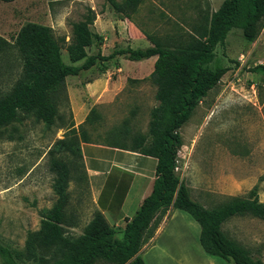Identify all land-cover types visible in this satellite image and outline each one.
Segmentation results:
<instances>
[{
    "label": "rangeland",
    "instance_id": "obj_1",
    "mask_svg": "<svg viewBox=\"0 0 264 264\" xmlns=\"http://www.w3.org/2000/svg\"><path fill=\"white\" fill-rule=\"evenodd\" d=\"M115 1L122 3L125 0ZM222 1L140 0L128 21L144 41L137 37L130 41L127 38L130 25L126 27V23L120 33L123 37L115 40L118 38L116 27L104 17L99 20L95 16L89 30L102 37L100 52L103 50L104 54L113 48L129 45L133 49H143L147 44L149 46L143 34L160 41L177 35L183 37L187 25L197 20V10L213 12ZM86 7L94 14L106 9L113 13L105 0L0 1V37L12 42L19 28L27 22L47 26L55 38L63 39L60 57L64 64H70L65 48L69 44L71 24L81 19ZM85 53L86 56L94 55L95 46L92 44L85 48ZM11 59L6 60L7 64H1L0 92L10 87L18 71L16 62ZM82 61L75 64L80 65ZM263 62L264 20L252 43L242 39L240 29H231L223 46L215 47L214 61L210 64V67H226V73L179 130L182 144L176 153L175 173L187 187L190 199L205 209H212L231 197L245 196L252 188H255L258 200L264 202V77L257 70L252 71ZM135 64L122 61L123 71L119 75L123 77L122 88L116 94H111L104 87L116 81V73H111L116 72L115 64H108L110 73L105 75L101 74L105 73L102 66L96 64L88 71L80 72L77 77L67 78L66 95L68 88L73 105L76 106L77 102L79 108H85L86 116L93 110L88 115V121L82 125L91 143L106 144L109 132L125 131L128 136L147 135L149 113L157 106L155 87L147 79L149 73L139 76L136 82L129 81L145 67ZM93 80L102 86L95 95L80 92L82 86ZM69 110L67 95V102L59 106L60 120L51 127L28 118L21 124L14 123L0 131V244L12 250L26 249L28 234L39 229V212L50 209L55 202L56 196L51 188L55 174L49 171L47 151L64 136L69 121L74 124ZM64 157L69 166L72 161L77 165L76 171L70 173L66 187V214L71 215L76 224L75 227L66 228V233L76 237L90 220L93 208L82 174L84 168L78 159L74 160L70 155ZM168 218L169 215L164 212L157 228H164L163 223ZM165 228H180L174 233L171 231L169 238L161 240L160 236L155 237V243L158 239L159 242L166 241L164 243L171 247L173 258L178 255L181 259L185 257L186 260H183L187 264L208 262L202 260L204 258L200 253L199 227L186 213L178 212ZM238 228H243V231ZM221 230L253 257L258 256L264 264L263 221L233 217L221 226ZM155 233L156 230L142 247L145 243H152ZM176 261L164 256L160 264H177ZM29 264L34 263L30 261ZM95 264L108 263L99 260Z\"/></svg>",
    "mask_w": 264,
    "mask_h": 264
},
{
    "label": "trees",
    "instance_id": "obj_2",
    "mask_svg": "<svg viewBox=\"0 0 264 264\" xmlns=\"http://www.w3.org/2000/svg\"><path fill=\"white\" fill-rule=\"evenodd\" d=\"M105 1L118 17L128 20L140 0ZM94 19L93 10L86 7L81 19L71 24L69 44L65 48L70 64H64L60 57L63 39L55 38L47 26L27 22L19 28L12 42L0 37V70L1 64H7L6 60L11 57L18 67L10 87L0 92V131L28 118L45 127L54 125L60 120V104L67 102V76H76L96 64L102 66L116 56L128 61L155 56L147 79L155 87L157 106L149 113L147 135L109 132L104 144L156 159L151 192L122 228L109 226L98 211H93L80 235H67L66 228L76 224L72 216L66 214V187L77 165L72 161L69 166L63 158L70 155L78 159L83 168L79 146L91 143L82 130L88 115L93 113L91 109L75 128L69 121L64 136L47 151L49 171L55 174L51 186L55 202L50 209L39 212V229L28 234L24 251L0 244L1 264H29L30 261L34 264H95L99 260L108 264H144L139 251L156 230L162 214L170 209L186 213L198 225V242L204 253L231 264H263L258 256L253 257L221 230L233 217L264 222V202L258 200L255 188L245 196L231 197L212 209H205L190 199L187 187L175 173V160L182 144L180 128L227 71L221 65L210 67L215 47L223 46L227 33L236 28L240 29L246 43H252L264 20V0H223L213 12L197 10V20L187 25L183 37L177 35L160 41L143 34L149 47L114 48L107 56L100 54L102 37L89 30ZM92 44L96 53L86 56L85 48ZM81 60L80 65H73ZM256 70L264 77V62L252 68ZM82 174L85 178L84 170Z\"/></svg>",
    "mask_w": 264,
    "mask_h": 264
},
{
    "label": "crops",
    "instance_id": "obj_3",
    "mask_svg": "<svg viewBox=\"0 0 264 264\" xmlns=\"http://www.w3.org/2000/svg\"><path fill=\"white\" fill-rule=\"evenodd\" d=\"M113 13L106 9L104 12L102 11L95 14V16L99 20L100 17H104L109 24L116 27L118 38H114L115 40H121V37H123L120 33L123 32L124 24L126 23V27L127 24L130 25L127 28V38L131 41L137 37L138 40L142 39L144 41L139 31L133 28L132 24L127 19L120 18L117 14ZM145 43L147 44L146 41ZM149 46L147 44V47ZM109 53L104 54L103 50L100 52L102 56H107ZM123 60L125 59L122 56H116L115 58L104 62L102 65L103 72H105L101 73L102 75L110 73L108 64L111 63L116 65V72H111L112 74L116 73V81H114V83L109 82L104 86L111 94H116L117 91L122 88L121 80L123 77L121 78L119 75L122 74L123 71ZM154 60L155 56L141 61H132L136 63L135 65L145 67L138 71L139 75L134 76L136 77L135 79L134 77H131L129 80H137L139 76H142L145 73H150V68L153 65ZM86 71L80 72L84 73ZM77 76L78 75L67 76L65 82L67 81V78ZM100 87L102 86L93 80L82 86L80 92H90L95 95ZM67 95L70 100V110L73 115L74 127H76L84 120L87 112L85 108H79L77 102H75L76 106L73 105V102L71 101V93L68 88ZM79 149L89 190V200L93 211H98L109 226L113 228H122L125 222L135 215L143 199H145L151 192L156 159L138 152L109 147L104 144L81 143ZM178 212L180 211L176 209L166 211L169 218L166 223H163L164 228H157L155 235L152 237V243H145L140 249L139 255L144 264H160L161 259H163L164 256L172 258V260L177 259V264H187L185 263V257L182 259L180 255H178L177 258L172 257L174 255H172L171 247H168V244L164 243L166 241L159 242L158 239L155 243L156 236H160L159 238L163 240L164 237L169 238L171 231L174 233V230L180 229L165 228L174 219V216L178 214ZM238 229L243 231V228ZM200 253L202 254V258H204L202 260H204V262H209H205L206 264H228L218 257L204 253L202 249L200 250Z\"/></svg>",
    "mask_w": 264,
    "mask_h": 264
},
{
    "label": "built area",
    "instance_id": "obj_4",
    "mask_svg": "<svg viewBox=\"0 0 264 264\" xmlns=\"http://www.w3.org/2000/svg\"><path fill=\"white\" fill-rule=\"evenodd\" d=\"M176 162V161H175Z\"/></svg>",
    "mask_w": 264,
    "mask_h": 264
}]
</instances>
